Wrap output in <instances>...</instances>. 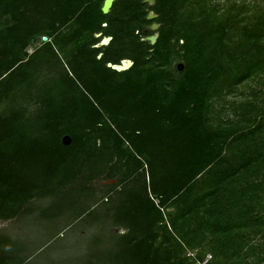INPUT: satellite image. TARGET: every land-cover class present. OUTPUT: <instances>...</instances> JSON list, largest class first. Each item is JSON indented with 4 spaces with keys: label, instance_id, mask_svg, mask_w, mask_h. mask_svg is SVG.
<instances>
[{
    "label": "trees",
    "instance_id": "trees-1",
    "mask_svg": "<svg viewBox=\"0 0 264 264\" xmlns=\"http://www.w3.org/2000/svg\"><path fill=\"white\" fill-rule=\"evenodd\" d=\"M104 1L0 0V222L85 223L83 264H264V0ZM38 250L0 231V264Z\"/></svg>",
    "mask_w": 264,
    "mask_h": 264
},
{
    "label": "rangeland",
    "instance_id": "rangeland-1",
    "mask_svg": "<svg viewBox=\"0 0 264 264\" xmlns=\"http://www.w3.org/2000/svg\"><path fill=\"white\" fill-rule=\"evenodd\" d=\"M39 204L45 209L50 200ZM62 222L60 219L58 222L47 223L39 220L38 214H35L18 221L0 222V231L26 242L28 250L39 249L27 264H83L94 234L86 230L85 223L81 222L49 242Z\"/></svg>",
    "mask_w": 264,
    "mask_h": 264
},
{
    "label": "water",
    "instance_id": "water-1",
    "mask_svg": "<svg viewBox=\"0 0 264 264\" xmlns=\"http://www.w3.org/2000/svg\"><path fill=\"white\" fill-rule=\"evenodd\" d=\"M115 0H105L104 1V4H103V7H102V12L104 14H108L113 6V3H114ZM146 3H149L150 5H154L155 4V1L154 0H145ZM157 16L153 13V12H150L149 15H148V19L149 20H152V19H155ZM159 28V25L158 24H153L152 26H150V30L154 31L155 34L152 35V36H149V37H146L144 40L145 41H148L150 43V45H155L158 38H159V33L157 32ZM112 38L111 37H104L102 39V41L96 45V47H103V46H107L110 42H111ZM43 41L46 42L47 41V38H43ZM102 56V54L99 55L98 58H100ZM133 66V62L130 61V60H122L121 63L119 65H112V64H108V67L116 70L117 72H123V71H127L129 70L131 67ZM178 69L180 71H183V66L180 65L178 66ZM61 143L64 145V146H68L70 143H71V138L70 136H64L62 139H61Z\"/></svg>",
    "mask_w": 264,
    "mask_h": 264
},
{
    "label": "built area",
    "instance_id": "built-area-1",
    "mask_svg": "<svg viewBox=\"0 0 264 264\" xmlns=\"http://www.w3.org/2000/svg\"><path fill=\"white\" fill-rule=\"evenodd\" d=\"M203 264H205V263H203Z\"/></svg>",
    "mask_w": 264,
    "mask_h": 264
}]
</instances>
